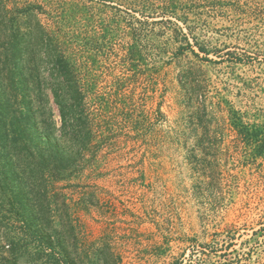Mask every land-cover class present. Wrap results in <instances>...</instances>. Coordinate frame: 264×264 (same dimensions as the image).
<instances>
[{
    "label": "rangeland",
    "instance_id": "rangeland-1",
    "mask_svg": "<svg viewBox=\"0 0 264 264\" xmlns=\"http://www.w3.org/2000/svg\"><path fill=\"white\" fill-rule=\"evenodd\" d=\"M15 41L29 88L46 90L40 133L65 146L52 56L89 73L85 156L62 179L35 172L48 194L27 195L57 248L60 238L75 264H264V0H0L11 101ZM24 149L21 138L8 150L17 175L0 150V241L7 231L26 250L18 264H35L41 245L16 200L34 184L21 180L32 172Z\"/></svg>",
    "mask_w": 264,
    "mask_h": 264
},
{
    "label": "trees",
    "instance_id": "trees-1",
    "mask_svg": "<svg viewBox=\"0 0 264 264\" xmlns=\"http://www.w3.org/2000/svg\"><path fill=\"white\" fill-rule=\"evenodd\" d=\"M24 50L17 41L12 44V54L5 56V61L11 62V81L17 94L15 100L11 101L2 91H0V150L8 151L17 146L18 140L22 138V143L25 147L29 170L32 171L29 178L21 175L25 184H30L29 180L34 182L32 189L26 191L20 199H16L21 208L25 210L24 217L18 216L26 226V232L39 242L41 248L32 250L31 255L35 264H75L73 258L68 251V248L60 242L57 238L60 248L54 243L55 236L46 230V219L41 212L44 210L40 204V199L34 196V205L31 204L29 194L43 193L42 196L48 194L46 188L42 187L40 182L33 178L35 172L39 173L40 177L44 180L55 181L62 179L66 171L71 170L75 160L82 159L91 139L92 132L88 127L89 116L85 108L86 87L89 84H83L88 78V70H82L73 62L71 56L67 52L55 53L51 59L52 68L50 75L54 81L51 84V92L54 97V102L58 107L60 115V138H64L67 146L63 143L56 141L54 136L40 133L37 126L38 115L43 112L40 110L41 100L46 93L45 88H37L31 90L29 82L32 80L30 74L24 69L23 55ZM135 56V50L132 48L130 53ZM73 58V56H72ZM84 71V72H83ZM86 78H84L83 76ZM88 83L89 80L87 79ZM47 89V88H46ZM20 97L21 101L18 99ZM17 101L23 106L24 111H21L20 116L12 115L15 113L11 111L12 107ZM36 103V105H35ZM12 105V106H11ZM35 106V108H34ZM42 107V106H41ZM11 117V119H10ZM8 118L10 119L8 121ZM8 124L16 130L9 133ZM19 130V132H17ZM16 132L17 137H16ZM21 136V138H18ZM40 137L45 138V146H40L38 141ZM72 144V145H71ZM75 145L77 152H71L70 148ZM10 164L14 166V175L19 173L18 164L19 160L14 158V154H10ZM5 165L0 162V175L7 178V172L4 169ZM27 170V167L22 169V172ZM1 183V181H0ZM35 185V186H34ZM21 187L23 188L22 184ZM23 193V194H24ZM15 201V200H14ZM34 206L33 208H30ZM34 210V211H31ZM30 211V212H29ZM23 215V212H21ZM2 219V218H0ZM0 220V229L2 228ZM10 233H4L2 241H0V264H18V260L22 253H26L23 249V243L15 237L9 236ZM58 249V251H57Z\"/></svg>",
    "mask_w": 264,
    "mask_h": 264
}]
</instances>
